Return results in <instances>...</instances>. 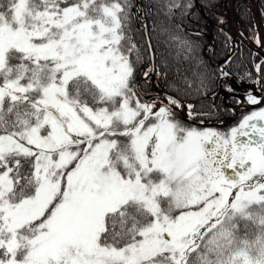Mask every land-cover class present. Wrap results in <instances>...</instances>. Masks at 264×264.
<instances>
[{
    "label": "snow or ice",
    "instance_id": "obj_1",
    "mask_svg": "<svg viewBox=\"0 0 264 264\" xmlns=\"http://www.w3.org/2000/svg\"><path fill=\"white\" fill-rule=\"evenodd\" d=\"M151 4L177 58L191 51L171 18L192 0ZM141 12L137 0H0V264H264V106L219 130L190 124L212 115L192 104L181 118L175 96L146 99L159 73L138 72L151 59L134 39L147 42Z\"/></svg>",
    "mask_w": 264,
    "mask_h": 264
},
{
    "label": "trees",
    "instance_id": "obj_2",
    "mask_svg": "<svg viewBox=\"0 0 264 264\" xmlns=\"http://www.w3.org/2000/svg\"><path fill=\"white\" fill-rule=\"evenodd\" d=\"M178 2L185 3L187 0H178ZM193 7L187 10V15H182L181 10L173 9L174 16L171 18V24H178L180 26V31L177 33L182 40L188 42L191 46V51L186 49L181 50V55L177 58V48L174 43L168 41L167 34L161 31L162 28L169 26V18H166L159 10L154 6L150 5V0H141V6L143 12L140 15H144L148 35L152 44V49L154 52V64L156 65L157 71L159 73V78L156 83L159 88H165L168 93L175 96L181 101L190 102L193 106H197V98L206 92L208 88L209 80L211 79V59L210 57L214 53L210 49V36L208 39L193 33L191 31H200L205 33V28L208 31V17H212V13L219 12L224 4V0H192ZM199 5V6H198ZM151 6L152 15L148 14V9ZM205 15H202L203 13ZM190 28V29H187ZM138 44L144 45V54L149 57V51L147 43L145 42V35L143 32L140 33L139 37H135ZM185 56L188 59H185ZM151 66V60H146L145 63L138 67V71H141L143 67ZM197 76H194L193 73ZM154 74V73H152ZM149 73V76L152 77ZM202 74L204 84L200 85L198 76ZM188 77L189 80L194 81L193 89L198 88L199 91H195V94L190 90L189 95H184L183 93H177L168 87L170 81H175L178 85L183 77ZM194 96V98H193ZM200 103V102H199Z\"/></svg>",
    "mask_w": 264,
    "mask_h": 264
},
{
    "label": "rangeland",
    "instance_id": "obj_3",
    "mask_svg": "<svg viewBox=\"0 0 264 264\" xmlns=\"http://www.w3.org/2000/svg\"><path fill=\"white\" fill-rule=\"evenodd\" d=\"M224 3L226 5V16L224 14V15H221L220 17H217V18L215 16L211 17V19H208V23H209L208 31H207L206 28L204 30V32H205L204 34H205V38L206 39H208L209 36H212L213 34H215V36H217L219 38V42L222 43V44H220L221 47L217 48L218 52L217 53L214 52L213 57L212 56L210 57L211 62L214 63L215 60L218 59L219 57H223L226 54H229V53L231 54L232 52H234L237 49L238 45H240L241 41H244L245 44H247L250 47H253V49L260 50V51H262L264 53V19L262 21L258 17H255L254 26H252L250 28V32L249 33H247L245 31L246 34H244L242 31H240V28H239V26L237 24L238 21H241V20H238L236 22L237 19H235V17H234V14H235V0H224ZM222 8H225V6L222 7ZM222 8L219 11L220 14H222V12H223ZM142 16H143V20L145 21V23L147 25L145 16L143 14H142ZM226 19H228L229 24L231 26V29L230 28L228 29V34L230 35L229 36L230 37V41L223 33L220 32V30L218 28H216V27L215 28H211V25H214L216 20H217L216 22L221 23V21H225ZM249 23H250V21H249ZM241 24L246 26L247 25V21L243 20V22H241ZM215 25H216V23H215ZM187 29H190V28H187ZM147 30H148V28H147ZM191 30H193V29H191ZM191 30H189L190 33H192V32H200V31H191ZM200 33L203 34L202 32H200ZM257 36L259 37V40H260L259 45L256 43V37ZM149 40H150V38H149ZM150 43H151V41H150ZM224 46H226V47H224ZM241 53L243 54V57L239 56V58L237 59L236 58L237 54H236L234 59L238 60V66H240L238 68L241 70V72L244 71L243 79L248 80L249 83H251V82L252 83H254V82L257 83L256 82L257 80L253 79V77H254L253 66L247 67V66H242L241 65V61H243V59H247V60L250 61V56L251 55L248 56V53L244 52L243 49H241ZM149 67H151V66H149ZM149 67L145 66V67L142 68L141 71H146ZM210 67H211V71H212L213 68H212V66H210ZM138 72H140V71H138ZM213 73H214V71H213ZM246 73L248 75H246ZM215 74L216 73H214V75ZM234 74L239 77V75L236 72H234ZM214 75L211 73V77L210 78L215 77V76L217 77V75H215V76ZM249 76H252V78L251 77L249 78ZM215 78H212V82H211V79H210L209 80L210 81L209 84H207L208 88L206 89L205 93H209L211 87L212 88L215 87V88H214V91L210 93V100H209V102L207 101L206 106L203 107L204 103L203 102L199 103L198 98L196 99L197 100V106L196 107L194 106V110L195 111L197 109H200V108H202L200 110H204V108H207V110L198 111L197 113L212 114L211 117L209 118V116L205 115L203 117V124L201 123L200 119L191 120V121H189V123L194 125V126H197L199 128L212 127V128H216V129H219V130H227L231 126L238 125L239 120L242 118V113H240L238 115H234L235 119L233 121H230L229 123H226L227 120L230 119V117L232 116V113H233V112H231L230 105L232 106V105H235V104L238 103V105L242 106V107L246 106V105L249 106V108L250 107L251 108H257V107H254L256 105H248V104L244 103V101L246 99V96H245V99H243L240 102L241 98H239L236 94H233L235 92V89L231 88L232 86L230 85V81L226 80L223 83H220V82H217V80H216L217 78L216 79ZM239 78H242V77H239ZM144 79L145 78L142 76L141 77V84L142 85L144 84ZM156 80H158V79H157L156 74L154 73V74H152L151 81H149L146 85H144V87H142L141 90L145 92V94H146L145 97L146 98L150 97L151 99H155L156 95H160L161 99L160 100H155V103H156L157 107H159V106H161V102L162 101H163V103H167V97L163 96V95H161L159 93H160L161 90H165L166 92H167V90L165 88H159L157 86ZM248 85L249 84H247V86ZM229 89H231V90H229ZM257 89L258 88H256V91H257ZM190 91L195 94V90L194 89L190 90ZM222 95H224V96L229 95V99H231L230 100L231 103L227 104L228 102H226L225 100L222 99ZM193 98H194V96H193ZM216 98H219L220 100H222V101L219 100L217 105H216V101H217ZM214 99H216L215 102H214ZM182 103H183L184 107L180 110V116H181V118L186 119L187 118V112H188L187 105L190 104V102L182 101ZM213 106H216V107L214 108ZM222 106H223V108L226 107V106L228 107V109L224 113H220L219 109H217V108L222 109ZM252 110H254V109H251L250 111H247V113H250ZM225 116H227V117H225Z\"/></svg>",
    "mask_w": 264,
    "mask_h": 264
},
{
    "label": "flooded vegetation",
    "instance_id": "obj_4",
    "mask_svg": "<svg viewBox=\"0 0 264 264\" xmlns=\"http://www.w3.org/2000/svg\"><path fill=\"white\" fill-rule=\"evenodd\" d=\"M224 6H225V8H222V10H223L222 14H220V12L216 11V12L212 13V17L215 16L217 18V17H220L221 15H224V14L226 16V5H225V3L223 4L222 7H224ZM202 15H205V13H203ZM234 17H235V19H237L236 22L238 20H241V21H238V23H237L239 28H240V31H242L244 34H246V32L249 33L250 28L252 26H254L255 17H258L262 21L264 19V0H249V1L248 0H235ZM208 19H211V17L209 16ZM243 20L247 21L246 26L241 24V22H243ZM216 21H215L216 25L214 23V25H211V28H215V27L218 28L220 30V32L223 33L230 41V37H229L230 35L228 34V29L229 28L231 29V26L229 24L228 19H226L222 23H219ZM249 21H250V23H249ZM204 35L205 34L203 33L199 36L204 37ZM210 43H211L210 44L211 45L210 46L211 51L213 53L214 52L217 53L218 52L217 48L221 47L220 44H222V43L219 42V38L217 36H215V34L210 36ZM224 47H226V46H224ZM241 49H243L244 52H247L248 56L251 55L250 61L247 59H243L244 62L241 61V65L247 66V67L253 66V74H254L253 79L259 80L260 81L259 83H255V82L249 83L248 80L243 79L244 71L241 72V70L238 68V67H240V66H238V60L234 59L236 54H237V56H236L237 59L239 58V56L243 57V54L241 53ZM262 60H264V53L262 51L255 50V49H253V47H250L247 44H245L244 41H241L240 45H238L237 49L234 52H232L231 54L230 53L226 54L223 57H219L218 59L215 60L214 63H211V66L213 68L212 74L214 75V73H216L215 75H217V77L214 75L217 79L215 77H212V78H215L217 80V82H220V83H223L226 80L230 81V85L232 86L231 88L235 89V92L233 94H236L239 98H241L240 102L243 99H245V96L249 92H251V94H253V95L260 97L261 96L260 92L256 91V88H258L261 91H264V64H261V67H262L261 73H257L255 71V65L257 63H260ZM216 65H218V66L216 67ZM213 71H214V73H213ZM223 72H227L229 75L224 76L222 74ZM234 72H236L239 75V77H242V78H239L238 76H236L234 74ZM250 77L252 78V76H249V78ZM212 78H211V82H212ZM247 84H249V85L247 86ZM214 88L215 87H213V88L211 87L209 93H205L203 95V97L199 98V102L204 103L203 107L206 106L207 101L209 102L210 93L214 91ZM216 99H217V101H216ZM216 99H214V102L216 101V105H217L218 101L220 99L219 98H216ZM222 99L225 100L226 102H228L227 104L231 103V101H230L231 99H229V95H226V96L222 95ZM220 101H222V100H220ZM261 106H264V104ZM213 107L215 108L216 106H213ZM230 108H231V112H233V113H232V116L230 117V119H228L226 123L233 121L235 119L234 115H238L240 113H242V115H243V114H246L247 111H250L251 109H256V108H251V107L249 108V106H247V105L242 107V106H239L238 103L235 105H232V106L230 105ZM257 108H259V107H257ZM200 109H202V108H200ZM200 109H197L195 112L207 110V108H204V110H200ZM217 109H219L220 113H224L228 109V107L226 106L223 108V106H222V109H220V108H217ZM225 117H227V116H225Z\"/></svg>",
    "mask_w": 264,
    "mask_h": 264
},
{
    "label": "water",
    "instance_id": "obj_5",
    "mask_svg": "<svg viewBox=\"0 0 264 264\" xmlns=\"http://www.w3.org/2000/svg\"><path fill=\"white\" fill-rule=\"evenodd\" d=\"M137 3H139V5L141 6V0H137ZM143 24L144 25H146V23H145V21L143 20ZM147 26V25H146ZM193 34H196V35H201V33L200 32H192ZM145 35V34H144ZM147 47H148V44L150 43V40H149V36H148V34H147ZM151 44V43H150ZM148 51H149V54H150V57H151V66H152V64H154V53H153V50H152V47H151V49L149 50V48H148ZM218 65H216V67H217ZM141 73L143 72V71H140ZM141 77H142V75L141 76H138L137 78L141 81ZM257 91H259L260 92V95H264V91H261V90H259V89H257ZM159 94H161V95H163V96H169L170 94L169 93H167L165 90H161L160 91V93ZM172 96V95H171ZM146 98V97H145ZM146 99H151L150 97H147ZM264 104V100H262V102H261V105H263ZM261 105H256V106H254V107H259V106H261Z\"/></svg>",
    "mask_w": 264,
    "mask_h": 264
}]
</instances>
